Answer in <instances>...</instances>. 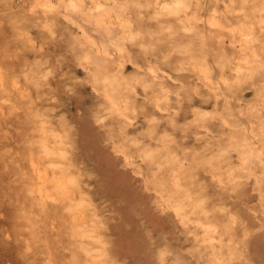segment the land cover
Returning a JSON list of instances; mask_svg holds the SVG:
<instances>
[{
	"label": "clouds",
	"instance_id": "9594fccd",
	"mask_svg": "<svg viewBox=\"0 0 264 264\" xmlns=\"http://www.w3.org/2000/svg\"><path fill=\"white\" fill-rule=\"evenodd\" d=\"M17 115L34 170L0 180V264H247L264 235V0H0ZM74 149L134 231L74 207L59 164L62 187L37 181Z\"/></svg>",
	"mask_w": 264,
	"mask_h": 264
},
{
	"label": "rangeland",
	"instance_id": "374dc122",
	"mask_svg": "<svg viewBox=\"0 0 264 264\" xmlns=\"http://www.w3.org/2000/svg\"><path fill=\"white\" fill-rule=\"evenodd\" d=\"M4 30L5 32L11 31L7 25H5ZM24 129L23 119L19 115L0 119V153H3L4 150H10L7 155L0 157V169L5 167L9 169L7 173L0 176V180L7 182L17 172L34 170L20 146ZM82 157L83 150L76 151L74 149L71 153L63 154L59 160L54 158L53 167L43 173V180L39 171L35 173L37 181L43 183L45 189L53 185L62 187L61 177L56 174L59 164L63 168L64 179L72 182L76 193L72 202L74 207L79 206L94 210L101 221L109 225L111 232L115 235L121 234L120 229L125 224L132 225L134 231L139 225V220L130 206L119 202L112 181L102 178L99 181L85 183L77 179L76 172L81 167ZM101 176L103 177V173ZM43 190L38 189V192ZM45 194H47L46 191ZM201 227L204 231H208L210 225H202ZM240 255L247 261V264H264V235L259 233L252 235ZM123 258L129 260L131 264H136L139 259L138 256L129 252H125ZM116 264H119V258H117Z\"/></svg>",
	"mask_w": 264,
	"mask_h": 264
},
{
	"label": "bare ground",
	"instance_id": "6f19581e",
	"mask_svg": "<svg viewBox=\"0 0 264 264\" xmlns=\"http://www.w3.org/2000/svg\"><path fill=\"white\" fill-rule=\"evenodd\" d=\"M57 160V159H56ZM68 173V172H67ZM67 177V176H66ZM69 177V176H68ZM64 178V177H63ZM72 183V182H71Z\"/></svg>",
	"mask_w": 264,
	"mask_h": 264
}]
</instances>
